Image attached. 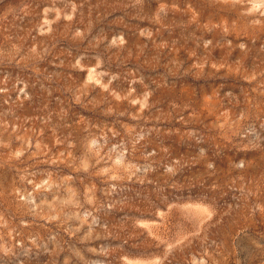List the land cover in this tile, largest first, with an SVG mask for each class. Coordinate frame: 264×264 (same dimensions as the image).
I'll use <instances>...</instances> for the list:
<instances>
[{"label": "rangeland", "instance_id": "1", "mask_svg": "<svg viewBox=\"0 0 264 264\" xmlns=\"http://www.w3.org/2000/svg\"><path fill=\"white\" fill-rule=\"evenodd\" d=\"M0 264H264V0H0Z\"/></svg>", "mask_w": 264, "mask_h": 264}]
</instances>
